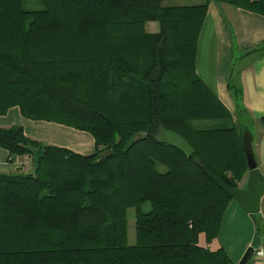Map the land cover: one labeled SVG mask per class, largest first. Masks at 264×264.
I'll return each mask as SVG.
<instances>
[{"label":"trees","instance_id":"1","mask_svg":"<svg viewBox=\"0 0 264 264\" xmlns=\"http://www.w3.org/2000/svg\"><path fill=\"white\" fill-rule=\"evenodd\" d=\"M164 1L0 0V115L19 106L24 118L89 133L96 146L81 155L21 126L0 128L10 157H32L24 145L45 153L36 175L0 173V264H234L200 244L219 237L233 199L202 166L238 188L251 137L197 75L196 59L211 2L264 16V0ZM230 89L241 108V86ZM161 123L188 141L191 157L153 139ZM252 217L264 237L263 217Z\"/></svg>","mask_w":264,"mask_h":264},{"label":"crops","instance_id":"2","mask_svg":"<svg viewBox=\"0 0 264 264\" xmlns=\"http://www.w3.org/2000/svg\"><path fill=\"white\" fill-rule=\"evenodd\" d=\"M263 45L264 16L229 4L210 3L198 42L196 73L229 110L238 129L251 137L253 158L264 178V126L260 122L264 116V51L252 53ZM230 84L241 86L243 90L241 108ZM12 126H22L28 138L44 145L66 148L81 155H91L96 149L91 134L65 125L25 119L18 108L0 116V127ZM8 160L9 152L0 148V173H28L25 172L28 165L21 171ZM249 179L250 171L239 187L246 189ZM260 215L264 217V197ZM257 236L252 214L246 213L232 199L224 214L219 237L206 244L202 235L200 244L213 251L223 248L234 264H240ZM262 240L264 248V237ZM247 264L264 262L253 255Z\"/></svg>","mask_w":264,"mask_h":264},{"label":"water","instance_id":"3","mask_svg":"<svg viewBox=\"0 0 264 264\" xmlns=\"http://www.w3.org/2000/svg\"><path fill=\"white\" fill-rule=\"evenodd\" d=\"M153 139L156 142L173 146L189 157L194 154V149L184 137L167 130L162 123L159 126L158 133L153 136ZM23 148L32 155L34 175H36L39 169L40 161L44 158L45 153L39 148L28 145H24ZM248 166L250 170V179L246 189L240 187L231 188L220 177L216 176L205 166H202V169L221 189L235 199L246 213L255 215L261 212V202L264 197V178L260 170L257 168L256 161L254 160L252 154L248 156ZM262 245V237L257 236L248 248L240 264H247L253 257L255 250L260 248Z\"/></svg>","mask_w":264,"mask_h":264},{"label":"rangeland","instance_id":"4","mask_svg":"<svg viewBox=\"0 0 264 264\" xmlns=\"http://www.w3.org/2000/svg\"><path fill=\"white\" fill-rule=\"evenodd\" d=\"M200 2H204V0H165L164 4L183 6V5L201 4ZM26 7L39 9L40 5L35 1H29V2H26ZM158 27H159L158 23H156V22H149L146 25V29L148 30V32H157ZM14 108H18L20 111L19 106H14V107H11L5 115H0V116H6ZM20 114H21V111H20ZM232 121L234 122L233 118H232ZM195 123L197 126L199 125L200 127H208V126H211L212 124H214V122H211V121H200V122L197 121ZM234 124H235V122H234ZM12 127H14V126H12ZM0 128H4V127H0ZM5 129H9V128H5ZM24 134H25V131H24ZM8 161H9V163L16 164L17 169H19L21 171L25 170L26 166L28 165V169L25 172H30L28 170H32L34 167L32 157H30L28 155L11 156L10 157V154H9V160ZM158 168L160 171L166 170L165 166H163V165H158ZM16 171H18V170H16ZM142 210L144 212L150 211L151 205L149 203L144 204L142 206ZM136 217H137V209L135 207L129 208L128 214H127V220H128V242L130 245H134L136 243ZM263 219H264V217H263Z\"/></svg>","mask_w":264,"mask_h":264},{"label":"built area","instance_id":"5","mask_svg":"<svg viewBox=\"0 0 264 264\" xmlns=\"http://www.w3.org/2000/svg\"><path fill=\"white\" fill-rule=\"evenodd\" d=\"M254 256L260 262H264V248L261 246L254 252Z\"/></svg>","mask_w":264,"mask_h":264}]
</instances>
